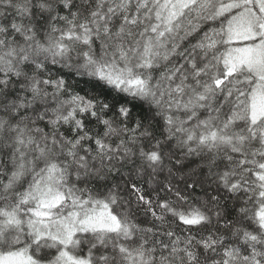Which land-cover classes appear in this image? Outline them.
I'll list each match as a JSON object with an SVG mask.
<instances>
[{"label": "trees", "instance_id": "1", "mask_svg": "<svg viewBox=\"0 0 264 264\" xmlns=\"http://www.w3.org/2000/svg\"><path fill=\"white\" fill-rule=\"evenodd\" d=\"M145 1L0 0V257L56 264L40 225L106 208L116 229L74 235L90 264L264 260V136L236 118L260 80L206 46L259 7Z\"/></svg>", "mask_w": 264, "mask_h": 264}, {"label": "rangeland", "instance_id": "2", "mask_svg": "<svg viewBox=\"0 0 264 264\" xmlns=\"http://www.w3.org/2000/svg\"><path fill=\"white\" fill-rule=\"evenodd\" d=\"M146 0L145 2H147ZM176 1V0H170ZM259 7L246 9L234 16L225 30H215L207 38V47L212 48L222 39L229 43L225 54L228 72H233L241 66L251 70L260 81L253 87L247 100L237 106L236 118L248 116L254 126V134L264 136V0H254ZM160 6L166 7L167 1ZM212 0H177L178 6L184 5L194 16H203L211 6ZM176 4H173L175 6ZM218 10V9H217ZM222 10V9H221ZM219 12V11H218ZM260 13V14H259ZM189 21H191L189 19ZM192 22V21H191ZM190 24V23H188ZM193 24V23H192ZM260 179L264 184V165ZM60 199L46 197L40 200L41 214L45 220L49 217V208L56 205ZM261 223L264 227V207L261 211ZM118 226L116 217L106 208L89 210L81 216L68 215L47 223H42L36 237H45L52 242H58L60 249L56 264H90L88 260L74 254V235L89 230H113ZM38 239V238H37ZM60 241V242H59ZM262 254L256 252L252 256L241 257L235 249L227 252L225 264H264ZM31 257L24 251L4 254L0 257V264H32Z\"/></svg>", "mask_w": 264, "mask_h": 264}]
</instances>
